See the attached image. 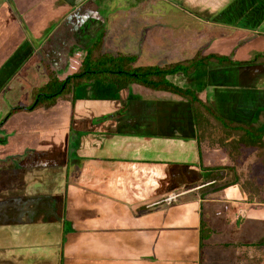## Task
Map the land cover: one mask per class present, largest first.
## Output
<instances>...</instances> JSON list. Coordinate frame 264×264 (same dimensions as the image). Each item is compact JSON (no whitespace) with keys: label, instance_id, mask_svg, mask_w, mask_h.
<instances>
[{"label":"crops","instance_id":"obj_1","mask_svg":"<svg viewBox=\"0 0 264 264\" xmlns=\"http://www.w3.org/2000/svg\"><path fill=\"white\" fill-rule=\"evenodd\" d=\"M36 1L14 0L30 19ZM58 1L68 7L77 3ZM45 11L44 17L50 18L51 11ZM41 20L33 23V28L49 26L50 21ZM17 37L20 42L8 41L4 52L11 48L10 52L18 54L28 51V47L26 51L17 49L24 41L17 32L10 40ZM217 40L203 42L198 50L232 55L240 61L264 53L263 33L241 29L235 36ZM8 56H0V64L8 60L7 67L10 64L12 68L13 57ZM204 69L199 74L203 79L197 83L198 93L222 117L247 125L255 112L264 108V64H211ZM188 78L186 82H190ZM88 87L77 89L74 97L66 95L68 105L63 110L53 112V105L46 106L47 111L51 108L50 118L25 114L27 109H21L4 120L11 131L0 149L22 157L17 168L0 171V264H73L70 259L75 257L81 264H110L119 260L113 252L95 253L92 246L124 237V228L126 236L137 238L134 250L126 245V264H141L144 257L146 264H202L209 255L222 259L220 252L233 247H238L235 264H246L248 259L250 264H264V203L249 202L239 186L200 193L204 186L200 166H220L207 161L213 151H223L228 161L230 157L221 148H199L190 102L169 94L128 100L127 94L130 110L126 120L120 118L122 124L126 122L124 132L114 112L123 108L125 98L104 85L107 94L96 97L87 92L92 91ZM52 120L58 121L57 125L48 129ZM70 150L76 157L74 164L79 159L86 164L84 172L77 165L70 169ZM203 154L209 166L201 164ZM247 155L254 174L258 168L254 152ZM172 194L178 196L176 202L161 204ZM67 203L73 208L66 215ZM223 212L224 218L220 217ZM202 216L214 230L203 248ZM68 218L73 227L77 222L80 228L68 233ZM221 223L227 225L221 228ZM147 241L154 243L149 251L141 246ZM84 243H88L84 248L89 252H77Z\"/></svg>","mask_w":264,"mask_h":264},{"label":"rangeland","instance_id":"obj_2","mask_svg":"<svg viewBox=\"0 0 264 264\" xmlns=\"http://www.w3.org/2000/svg\"><path fill=\"white\" fill-rule=\"evenodd\" d=\"M49 1L51 2L37 0L32 6L34 17L30 19L26 11L17 7L14 0H0V56L4 57L5 53H7V56L12 53L13 57L10 60L13 65L12 68H10V64L7 67L8 60L0 64V146L6 142V138H8L11 131L4 124V120L7 118L6 116L16 113L17 109L26 110L24 108L32 106L25 111V114H42L50 118L51 108L50 111H47L45 109L46 105H53L55 107L53 112L67 107L68 104L64 102V97L65 94L74 96L71 93V86H68L65 91L56 97L46 98L44 101L41 100L38 105L36 104L40 93H51L55 89L52 85L53 80H63L68 74H74L78 71L89 48L93 51V57H97V55L102 57L101 53H107V57L116 56L122 59H126V56H132L135 60L134 63L130 64L131 68L149 65L164 66L192 58L201 51L198 48L203 42L204 44L212 43L218 38L235 36L241 29L264 34V0H75L77 3L72 4L70 7L65 5L66 2ZM32 7L30 6V9ZM45 10L51 11L50 18L44 17ZM41 17L43 22L48 23L50 21L49 26L33 28V23L36 25ZM15 32L21 35L24 40L17 49L20 47L23 49L24 47L26 51V47L29 48L24 54L22 52L24 49L19 51L21 54H18L16 50L10 52L12 48L3 51L8 41L11 43L20 42L18 37L14 41L10 40ZM30 50L33 51V54L29 53ZM28 53L30 56H28ZM203 53L209 54L205 51ZM11 55L8 57H11ZM25 57L26 59H24ZM21 59H24L22 65L20 64L19 69L15 70L14 67ZM201 70L206 69L199 67L188 78L190 82H186L187 77L183 73L178 74L180 77H168V80L182 88H190L199 92L197 83L203 79V75L199 76ZM260 76L263 75L259 73ZM88 86L87 89L92 88V91L87 92L96 97L102 93L107 94L102 85L96 82ZM109 88L113 94L116 92L114 84L109 85ZM118 94L125 100H122L123 108L114 112V116L119 119V126L121 125L119 129L122 130V127L124 132H126V122L123 121L122 124L120 118L123 117L126 120V114L130 110L129 102H126L127 94L130 96L128 100L132 96L134 98L152 97L158 99L159 96L166 94L171 95L173 98H182L171 91L153 89L138 83H132L127 90H123ZM57 122L50 121L48 129L56 126ZM243 144L245 145V143ZM3 150L0 149V153L4 156V159L0 160V171L17 168L22 155H7ZM251 151L255 153L256 149L252 148V150L249 149L246 152ZM72 154L73 151L70 150L68 160L70 169L77 165L79 171L84 172L86 164L82 163L80 159L77 164H74L76 157ZM212 155L213 157L207 160L206 155L203 154L201 164L207 166V161H212L210 164L220 166L232 164L230 158L228 161V157L223 151H213ZM248 160H250V155H247L244 159L243 168L245 170L250 165H248L250 162ZM200 167V170L205 173L203 166ZM255 170L256 172L253 175L256 174L262 179L264 177L263 166L258 163V168H255ZM131 172L134 173L136 170H131ZM177 198L176 194H172L163 198V203L172 204L176 202ZM137 204L141 205L140 202H137ZM73 206L78 208L76 204ZM71 208H73L72 205L67 203L66 215L69 212L71 213ZM220 214L222 218L226 215L224 212ZM97 220L94 219L93 222H99ZM224 225L227 224L221 223V228ZM75 227L76 229L80 228L77 222ZM75 227L72 226L69 218L65 221V230L68 229V233L69 230ZM124 229V237L115 239V242L102 243L100 241L101 243L96 244L98 247L93 245L91 250L95 253L109 252V254H112L113 252L115 258L119 260L110 261V264H126V245L134 250V243L137 238L134 235L126 236V228ZM126 241L129 244H126ZM86 244L88 243L83 244V248L78 247L77 252H89V249L84 248V246H87ZM153 245L152 241L141 244L142 248L147 249V251L152 249ZM138 246L140 245L138 244ZM237 250L238 247L223 249L220 252L222 259H212L209 258L211 257L209 255L208 258H203L202 264H235L233 258L238 253ZM165 254L169 256L172 253ZM154 255L157 257L156 252ZM189 257L187 256L188 259H190ZM71 259L70 262L74 261L73 264H81L79 261L82 262L81 259L77 260L76 257L73 260ZM146 260L147 258L144 257V260L141 259L140 263L146 264Z\"/></svg>","mask_w":264,"mask_h":264},{"label":"trees","instance_id":"obj_3","mask_svg":"<svg viewBox=\"0 0 264 264\" xmlns=\"http://www.w3.org/2000/svg\"><path fill=\"white\" fill-rule=\"evenodd\" d=\"M99 52L101 53V50ZM92 53V49L89 48L77 72L68 74L63 80H53L52 85L55 89L51 93H40L36 105L41 100L56 97L65 91L68 86H71V93L74 95L77 89L95 82L104 86L114 84L116 93L128 89L132 83H138L153 89L178 94L188 100L192 106L196 141L199 148L201 149L202 146L206 145L211 148L224 149L228 152L232 162L229 166L204 167V186L199 188L200 193H204L206 190L214 192L239 186L249 202L264 203V177L261 179L256 174L253 175L250 165L247 170L243 168V162L247 155L246 151L252 148L256 149L254 153L256 163H260L264 168V108L260 107L255 112L249 124H242L222 117L208 101L201 98L196 90L182 88L168 80V77L180 73L190 77L199 67H207L211 64L229 66L262 65L264 64V53H256L251 59L240 61L234 60L232 55H222L214 52L204 54L203 51H199L192 58L164 66L149 65L132 68L130 64L134 63L135 60L132 56H126V59H122L116 56L107 57V53H101L102 57L98 55L93 57L94 54ZM31 107L25 109L29 110ZM161 204L164 203L161 202ZM141 209L143 211L146 208ZM213 232L212 224L202 216L200 227L202 248L204 247V241H207ZM249 255L250 253H248ZM246 264H250L249 259Z\"/></svg>","mask_w":264,"mask_h":264}]
</instances>
